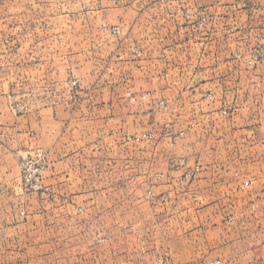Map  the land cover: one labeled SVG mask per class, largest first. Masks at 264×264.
<instances>
[{"label":"crops","instance_id":"obj_1","mask_svg":"<svg viewBox=\"0 0 264 264\" xmlns=\"http://www.w3.org/2000/svg\"><path fill=\"white\" fill-rule=\"evenodd\" d=\"M31 8L0 68V264H264V61L243 62L264 0ZM36 149L45 190L28 193Z\"/></svg>","mask_w":264,"mask_h":264},{"label":"rangeland","instance_id":"obj_2","mask_svg":"<svg viewBox=\"0 0 264 264\" xmlns=\"http://www.w3.org/2000/svg\"><path fill=\"white\" fill-rule=\"evenodd\" d=\"M32 4H33V0H0V68L4 66H8V65L13 66V68H16L17 61H16V39L15 37L20 31H22L21 25H18L17 22L32 20L31 18L34 15L33 9L31 8ZM18 27H21V28H18ZM92 34L98 35L97 32H94ZM92 67L97 69L99 67L98 61H93ZM32 83L35 84L34 82H29L28 86L26 85L25 87H23L24 91H26V93H29V95H31L30 92H32L31 90L33 89ZM74 83L75 85H74L73 90L72 91L67 90V96L71 97L72 99H75L77 95L76 94L77 88H75L78 84L77 80H74ZM60 86H61L60 84H57L56 87H52L51 89L46 88L42 90V93L46 94L47 96L48 94H52V92L56 90L57 91L56 95L58 96L62 89L60 88ZM33 93H36V92H33ZM172 142H174V139H172ZM175 223L176 221L172 223L173 230L175 228ZM178 244L180 243L176 239L170 241L171 247H178ZM143 254L144 253H141L140 258L139 257L136 258L138 259L137 260L138 262L142 263L144 262V260H148V261L150 260V259H145ZM164 258H166V260L168 261L170 260H192L193 255L192 253H189V252H184V251L178 252V251L173 250V251H170L167 256L165 254L163 255V262L165 261ZM157 264H159V262Z\"/></svg>","mask_w":264,"mask_h":264},{"label":"built area","instance_id":"obj_3","mask_svg":"<svg viewBox=\"0 0 264 264\" xmlns=\"http://www.w3.org/2000/svg\"><path fill=\"white\" fill-rule=\"evenodd\" d=\"M114 32L119 34L118 29H115ZM262 61H264V50L252 54L251 58L248 60H243V62L248 66H255ZM141 138L149 139L150 136L148 134H144ZM139 139L140 138H136L134 140L138 141ZM46 168V157L38 149L28 151L24 157L20 158L19 173L20 186L22 190L28 193H42L45 190L44 173Z\"/></svg>","mask_w":264,"mask_h":264}]
</instances>
